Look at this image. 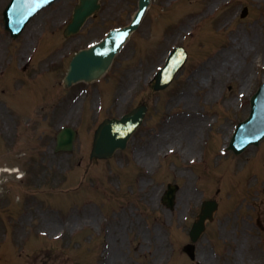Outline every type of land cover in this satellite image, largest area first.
I'll list each match as a JSON object with an SVG mask.
<instances>
[{
	"label": "rangeland",
	"instance_id": "1",
	"mask_svg": "<svg viewBox=\"0 0 264 264\" xmlns=\"http://www.w3.org/2000/svg\"><path fill=\"white\" fill-rule=\"evenodd\" d=\"M8 2L0 0V264H158V250L159 264H264V141L222 157L264 79V0H153L106 77L113 99L96 83L66 89L64 74L72 53L129 22L138 0H103L68 39L77 0H58L17 39L3 26ZM175 44L189 60L154 92L146 80ZM140 101L150 110L128 148L90 159L100 121ZM67 124L80 130L75 148L55 152ZM169 182L180 186L173 209L162 202ZM205 199L219 207L191 260L183 245Z\"/></svg>",
	"mask_w": 264,
	"mask_h": 264
},
{
	"label": "water",
	"instance_id": "2",
	"mask_svg": "<svg viewBox=\"0 0 264 264\" xmlns=\"http://www.w3.org/2000/svg\"><path fill=\"white\" fill-rule=\"evenodd\" d=\"M12 6H15V4ZM98 7V0H82L81 5H79L76 11H74L75 15L73 22L69 25L66 33H75L80 28L86 17ZM17 13L18 14H16V16L19 17V20L16 21L15 25H18L21 22L19 29L16 31L19 32L22 26H24L23 24L26 23L30 14H28V10H24L22 13H19L17 10ZM104 45L105 42L103 41L94 48L82 52L80 56L74 59V62L72 63V70L70 71L67 79L68 84L71 83L72 79L75 80L81 77L87 80L93 79L108 68L114 52L112 55L111 52H108L107 54L105 53L104 56H101V52L99 51L104 48ZM252 97V114L251 117H249L250 119L246 121L248 124L243 129L242 126L237 128L236 137L239 136V138H237L238 140L235 139L232 141V147H234L237 152L241 151V148L246 147V145L251 142L258 143V139H262V137H264V86H262ZM145 111L146 107H140L128 116L124 117L121 122L115 120L106 121V124H102L96 133L93 151L94 155L106 157L112 155L113 151L117 147H124L130 132L135 130L141 123ZM112 129L115 130L113 131ZM240 129H242L241 132L239 131ZM75 133L76 132L72 128H64L58 136V146L56 148L71 150L73 148L72 146L75 138L74 136L76 135ZM177 187L178 186L170 185V188L164 197V201L171 207L174 205V197ZM216 207V202L204 203L202 212L200 213L198 220L195 222L190 234L194 240L198 239L200 233H202L205 229L204 223L206 219H213L212 212H214ZM186 249L193 254V246H187Z\"/></svg>",
	"mask_w": 264,
	"mask_h": 264
},
{
	"label": "bare ground",
	"instance_id": "3",
	"mask_svg": "<svg viewBox=\"0 0 264 264\" xmlns=\"http://www.w3.org/2000/svg\"><path fill=\"white\" fill-rule=\"evenodd\" d=\"M212 5H213V7L216 6L215 3L212 4ZM236 40H237V38H236ZM236 40H235V41H236ZM239 47L242 48V45H240ZM244 47L246 48V45H245ZM262 48H264V43H262ZM184 98H185V97H182L181 100L184 99ZM197 122H198V121H197ZM197 122H195L194 124H192V126H191L190 128H193V129H194V128H197V127L203 125V121L200 122L199 125H198ZM168 126H169V125H168ZM169 131H171V129L168 128V127H166L165 130H164L163 132H164V134H166V133L169 132ZM164 134H162V135H160V136H163ZM170 136H172V135L170 134ZM165 139H166V137L162 138L161 142H164ZM172 147H174V145H172ZM139 163H143V164H145V165L148 166V167H150V166L153 164V162L151 161V159H149V157H143V156H140V157H139ZM159 256H161V252L158 250V251L156 252V262H157L158 264H159V262L161 261L160 259L163 258L162 256H164V254H162L161 258H160ZM159 258H160V259H159ZM108 264H109V263H108Z\"/></svg>",
	"mask_w": 264,
	"mask_h": 264
}]
</instances>
